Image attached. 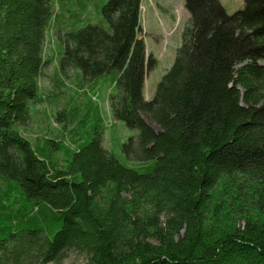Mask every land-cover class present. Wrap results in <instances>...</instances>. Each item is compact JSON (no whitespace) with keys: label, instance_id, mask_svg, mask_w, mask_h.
<instances>
[{"label":"trees","instance_id":"16d2710c","mask_svg":"<svg viewBox=\"0 0 264 264\" xmlns=\"http://www.w3.org/2000/svg\"><path fill=\"white\" fill-rule=\"evenodd\" d=\"M242 3L228 14L186 0L181 44L146 99L140 0H0V264L69 250L86 264H264V0ZM50 29L60 72L78 70L90 90L109 75L113 119L137 130L121 149L140 165L103 146L91 98L57 112L77 136L59 146L63 168L50 140L36 151L18 130L42 101Z\"/></svg>","mask_w":264,"mask_h":264},{"label":"rangeland","instance_id":"374dc122","mask_svg":"<svg viewBox=\"0 0 264 264\" xmlns=\"http://www.w3.org/2000/svg\"><path fill=\"white\" fill-rule=\"evenodd\" d=\"M185 1L140 0L141 29L137 35L144 41L147 56L152 60L145 70L143 94L146 99L154 95L158 81L172 65L177 48L181 44L182 31L190 16ZM218 1L228 14L234 13L243 6L242 0ZM60 44L61 41L55 31L48 30L43 47L47 63L38 80L42 101L31 103L30 121L24 126H17L18 130L36 151L45 148L46 140H50L51 145L48 146L50 158L63 168L68 161V156L65 149H60L59 146L64 144L66 148H74L77 139V136L73 137V128H76L75 120L58 122L55 117L58 111L62 110L64 106L69 107L71 103L77 104L79 112H83L87 106L88 98H91L92 102L97 104L100 109L104 127L103 146L118 156L125 164L140 165L134 159H127L121 149V144L128 137L135 135L137 130L130 129L122 121L113 119L108 103V93L113 86L109 75L99 77L92 90H90L88 81L83 82L80 86L78 70L67 69L65 73L58 70L57 60ZM93 124L94 116H88L80 127L83 136L87 135ZM152 126L157 129L155 124ZM86 263L87 257L84 253L69 250L61 260L49 264Z\"/></svg>","mask_w":264,"mask_h":264},{"label":"water","instance_id":"95a60500","mask_svg":"<svg viewBox=\"0 0 264 264\" xmlns=\"http://www.w3.org/2000/svg\"><path fill=\"white\" fill-rule=\"evenodd\" d=\"M157 126V125H156ZM158 128V127H157Z\"/></svg>","mask_w":264,"mask_h":264}]
</instances>
